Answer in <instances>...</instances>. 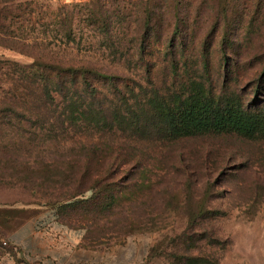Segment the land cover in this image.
<instances>
[{
  "label": "rangeland",
  "instance_id": "rangeland-1",
  "mask_svg": "<svg viewBox=\"0 0 264 264\" xmlns=\"http://www.w3.org/2000/svg\"><path fill=\"white\" fill-rule=\"evenodd\" d=\"M2 8L0 118L13 115L12 102L18 117L0 126V264H43L39 248H76L74 264H182L184 248L215 264H264V138L165 140L86 123L47 137L39 121L61 104L19 102L39 100L29 80L63 64L111 78L93 82L94 108L120 118L199 93L264 111V0H0ZM35 60L42 66L30 68ZM204 232L218 241L208 245Z\"/></svg>",
  "mask_w": 264,
  "mask_h": 264
},
{
  "label": "trees",
  "instance_id": "trees-1",
  "mask_svg": "<svg viewBox=\"0 0 264 264\" xmlns=\"http://www.w3.org/2000/svg\"><path fill=\"white\" fill-rule=\"evenodd\" d=\"M5 14L6 10L0 9V35L2 37L9 35L3 23L7 19ZM62 65L43 66L50 69L52 67L56 72L51 71L50 74L38 77L41 83L37 82L36 76L29 80L26 86L27 90L35 89L34 86L39 84L37 86L41 89L39 100H27L26 94L19 99L23 105L41 102L44 107L57 104L56 108H58L61 104L60 112L46 113L39 121L41 127H44L41 132L47 137L63 135L71 132L72 128L81 127V123H86L98 129L117 128L123 132L131 131L134 135H148L150 137L153 133L160 135L159 138L165 140L208 133H235L247 139L264 138L263 110L255 112L241 101L236 103L231 99L222 101L217 98L214 100L202 93L197 94V97L189 96L186 100L176 104L174 108L151 106L150 111H143L142 114L138 111L128 110L130 112L129 119L120 118L117 112L109 115V108H94L93 98L97 96V89L93 87V82H106L111 78L94 70ZM36 66H42L39 60H35L30 68ZM263 78L264 76H261L260 79ZM260 89L261 86L258 85L256 93H259ZM14 104L15 102L10 104L13 115H5L0 118V126L3 123L14 126L11 123V118L18 117V113L13 107ZM151 104H153L152 101ZM24 110L26 111V109ZM2 113L0 111V115ZM23 131L26 132V130ZM76 203L78 202L70 203V205ZM205 213L206 211L202 210L200 214L190 215V219L195 221L199 215ZM201 240H204L208 245H214L215 241H218L210 235L207 236L205 232L201 236ZM198 249L184 248L185 254L182 256V264H215L214 261L204 260L207 259L205 253L202 256L192 254V251Z\"/></svg>",
  "mask_w": 264,
  "mask_h": 264
},
{
  "label": "crops",
  "instance_id": "crops-1",
  "mask_svg": "<svg viewBox=\"0 0 264 264\" xmlns=\"http://www.w3.org/2000/svg\"><path fill=\"white\" fill-rule=\"evenodd\" d=\"M73 249L76 248H56V254L53 256L49 251L50 248H39V259L43 264H50L52 261L55 264L62 261H64V264H74ZM8 264L15 263L8 262Z\"/></svg>",
  "mask_w": 264,
  "mask_h": 264
}]
</instances>
